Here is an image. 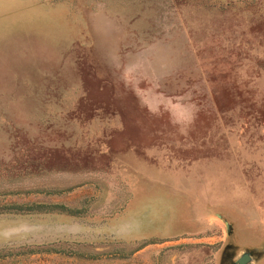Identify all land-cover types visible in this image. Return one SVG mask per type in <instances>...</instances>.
I'll list each match as a JSON object with an SVG mask.
<instances>
[{"label": "rangeland", "instance_id": "rangeland-1", "mask_svg": "<svg viewBox=\"0 0 264 264\" xmlns=\"http://www.w3.org/2000/svg\"><path fill=\"white\" fill-rule=\"evenodd\" d=\"M243 253L264 264V0H0V264Z\"/></svg>", "mask_w": 264, "mask_h": 264}, {"label": "flooded vegetation", "instance_id": "flooded-vegetation-1", "mask_svg": "<svg viewBox=\"0 0 264 264\" xmlns=\"http://www.w3.org/2000/svg\"><path fill=\"white\" fill-rule=\"evenodd\" d=\"M151 234L152 233H150V232H148L147 230H146V227L145 228H143L142 229V231H139V232H135L134 233V235H133V238L135 239V240H140V239H146V238H148V237H151ZM244 254V253H243ZM243 254H241V255H243ZM247 255H248V260L246 261V263L248 262V261H250V259H251V255L249 254V253H246ZM241 255L236 259V261H234V262H232L231 264H239L238 263V259L241 257ZM245 263V264H246Z\"/></svg>", "mask_w": 264, "mask_h": 264}, {"label": "water", "instance_id": "water-1", "mask_svg": "<svg viewBox=\"0 0 264 264\" xmlns=\"http://www.w3.org/2000/svg\"><path fill=\"white\" fill-rule=\"evenodd\" d=\"M247 260H248V255H247L246 253H244V254L241 255V257L238 259V263H239V264H245Z\"/></svg>", "mask_w": 264, "mask_h": 264}]
</instances>
